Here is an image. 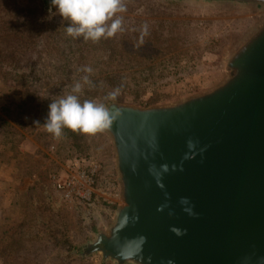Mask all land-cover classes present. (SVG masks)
Masks as SVG:
<instances>
[{
  "label": "rangeland",
  "instance_id": "374dc122",
  "mask_svg": "<svg viewBox=\"0 0 264 264\" xmlns=\"http://www.w3.org/2000/svg\"><path fill=\"white\" fill-rule=\"evenodd\" d=\"M123 3V31L93 42L68 37L70 21L44 0H0V264H115L84 254L123 204L112 139L68 128L54 137L44 127L51 102L76 82L90 90L77 94L81 102L106 106L149 107L204 92L225 79L223 56L264 20L258 9ZM117 89L115 100L105 99ZM75 160L94 172L87 197L53 179L75 172Z\"/></svg>",
  "mask_w": 264,
  "mask_h": 264
},
{
  "label": "water",
  "instance_id": "95a60500",
  "mask_svg": "<svg viewBox=\"0 0 264 264\" xmlns=\"http://www.w3.org/2000/svg\"><path fill=\"white\" fill-rule=\"evenodd\" d=\"M51 6V0H44ZM258 9L264 0H165ZM226 77L175 102L113 101L123 204L85 255L115 264H264V20Z\"/></svg>",
  "mask_w": 264,
  "mask_h": 264
},
{
  "label": "clouds",
  "instance_id": "9594fccd",
  "mask_svg": "<svg viewBox=\"0 0 264 264\" xmlns=\"http://www.w3.org/2000/svg\"><path fill=\"white\" fill-rule=\"evenodd\" d=\"M51 4L64 19L70 21L66 33L72 38L83 37L86 41L96 42L123 31V16L120 15L126 12L123 0H51ZM146 34L147 25H144L141 42ZM83 71L91 73L93 70L85 67ZM83 80L84 83H90L88 76ZM81 91V83L76 82L70 94L48 105L44 127L54 137L60 138L65 128L73 132L95 134L108 129L116 119V113L103 102H81L77 95ZM118 91L110 92L105 99L115 100Z\"/></svg>",
  "mask_w": 264,
  "mask_h": 264
},
{
  "label": "built area",
  "instance_id": "2783aa9c",
  "mask_svg": "<svg viewBox=\"0 0 264 264\" xmlns=\"http://www.w3.org/2000/svg\"><path fill=\"white\" fill-rule=\"evenodd\" d=\"M78 160H75L72 164L75 168V172H70L68 176L65 177H59L53 175V179L56 182L57 186L61 189L70 191H76V193L80 194L81 197H87L85 196V192H89L88 189L83 188V186H86V183H92L94 179V172L91 171V174H89L87 171L77 169L75 165H77ZM70 166V165H69ZM68 166V167H69ZM82 180V184H81Z\"/></svg>",
  "mask_w": 264,
  "mask_h": 264
},
{
  "label": "trees",
  "instance_id": "16d2710c",
  "mask_svg": "<svg viewBox=\"0 0 264 264\" xmlns=\"http://www.w3.org/2000/svg\"><path fill=\"white\" fill-rule=\"evenodd\" d=\"M69 37V36H68ZM87 90V89H85ZM85 90H82L81 92H84ZM90 90H87V95H89ZM90 96V95H89Z\"/></svg>",
  "mask_w": 264,
  "mask_h": 264
}]
</instances>
